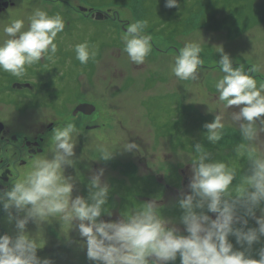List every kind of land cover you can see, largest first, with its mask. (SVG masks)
<instances>
[{
  "label": "rangeland",
  "instance_id": "obj_1",
  "mask_svg": "<svg viewBox=\"0 0 264 264\" xmlns=\"http://www.w3.org/2000/svg\"><path fill=\"white\" fill-rule=\"evenodd\" d=\"M56 3L70 13L68 18H63L62 42L69 45L72 53L68 58L45 57L28 66L27 74L35 78L37 89H41L36 97H31L41 108L31 115L45 116L46 121L64 122L67 118L69 123L70 116L74 115L73 105L81 99L95 105L96 111L90 118L101 125L86 130L79 123L77 133L73 134L75 154L70 158L74 165L64 166L69 172L63 173L64 176L78 183L80 196L88 197L92 178L103 170L100 183L109 189L104 206L109 211L100 217L103 221H107L106 217L117 218L116 211L125 218L139 211L144 203L153 202L166 227L186 236L181 222L184 210L179 200L191 193L192 161L197 156L195 145L201 144L211 154L210 161H223L235 170L236 179L228 190L232 196L240 193L245 186L244 176L251 174L249 158L264 155V131L258 133L257 140L249 147L242 140L240 122L232 119L239 107L226 108L215 89V83L224 75L217 64L222 54L229 56L233 67H242L249 73L258 87L264 84V0H177V6L172 8L165 7V0H57ZM69 3L108 12L114 18L87 17L79 10L74 12ZM37 9L54 14V11L48 12L43 0H26L14 10L11 19L1 17L0 27L22 19L21 31H26L29 18ZM137 20L147 21L144 34L152 37V51L141 65L132 63L123 51L126 26ZM82 42L96 51L95 58L84 65L74 52V47ZM189 42L200 44L204 63L197 79L183 81L172 74L171 68L179 49ZM253 68L257 71H252ZM216 115L222 117L225 127L222 139L211 144L205 138L204 125ZM83 116L86 115L78 114ZM176 117L180 120L176 128H171ZM256 123L261 127L259 121ZM58 127L64 126L59 123ZM52 131L47 135L46 146L54 147ZM79 137L83 138L81 144L77 141ZM135 139L149 143L147 155L138 151L139 144L131 151L123 150ZM168 139L171 140L168 142ZM159 141H164V145L157 146ZM241 143L246 145L245 150L235 151ZM101 147L113 152L110 159L99 158ZM85 167L89 179L78 180V169L83 172ZM262 210L264 201L253 209V216H247L245 209L237 206L236 215L247 220L245 231L258 228L256 218L264 215ZM195 211L211 219L217 215L208 212L206 207ZM26 226L32 229L34 225L29 220ZM233 227L242 225L237 222ZM228 240L234 251H244L252 259L258 260V253L264 248V236H259L250 248L237 244L231 234ZM62 249L58 264H71L75 259L88 261L80 245L74 246L71 252ZM94 264L100 262L94 261ZM167 264H180L179 254Z\"/></svg>",
  "mask_w": 264,
  "mask_h": 264
},
{
  "label": "clouds",
  "instance_id": "obj_2",
  "mask_svg": "<svg viewBox=\"0 0 264 264\" xmlns=\"http://www.w3.org/2000/svg\"><path fill=\"white\" fill-rule=\"evenodd\" d=\"M176 6L177 0H165V7ZM29 19L26 31H21L24 28L22 19L6 25L3 32L9 39L0 43V71L18 78L25 74L27 66L37 64L44 57L51 60L55 56L57 45L54 41L65 28L60 14L49 16L37 9ZM146 27V20H137L129 23L124 31L123 51L136 65L143 64L152 51V37L144 34ZM74 52L81 65L96 56V51L91 50L87 42L76 45ZM201 52L199 43H186L179 49L172 74L183 81L197 79L204 63ZM219 52L222 53V48ZM217 64L224 74L215 83L218 99L228 109L239 107L238 112H233L232 119L240 122L242 140L250 147L258 133L264 131V119H261L264 117V84L258 87L257 81L242 67H233L227 54H222ZM257 121L261 125L259 128ZM224 127L222 117L216 115L212 122L204 125L206 140L211 144L218 143ZM74 133L77 129L72 123L63 128L55 127L52 158L37 159L24 179L12 183L10 190L0 192L4 210L14 208L25 213L23 218L16 220L18 235L15 239L0 236V264H50L48 259L37 257L36 251L40 247L33 236L25 232V227L29 219L38 224L57 217L70 225V229H77L79 236L85 238L87 258L100 264H167L175 261L177 254L180 264H264V248L260 249L258 260L252 259L244 251H234L228 240L231 234L237 244H246L250 248L259 236H264V215L256 218L258 228L247 231L244 230L247 220L236 215L237 206H240L247 216H253V209L264 201V155L249 158L251 174L244 176L245 186L240 193L232 196L228 190L236 179L235 170L223 161H210L211 154L201 144L195 145L197 156L192 161L191 193L179 200V206L184 210L181 222L187 232L185 236L178 234L175 228L166 227V221L157 215L153 202L144 203L139 211L118 221L99 220L105 213L103 209L109 191L100 183L102 169L92 178L88 197L78 195L73 198V183L63 171L65 165H74L70 159L75 154ZM136 148L133 142L127 143L123 150ZM245 148L246 145L241 143L235 151ZM99 152L102 160L110 159L113 154L107 147H101ZM205 207L208 212L217 214L215 219L195 211ZM73 221L78 223L73 225ZM237 222L241 228L233 227Z\"/></svg>",
  "mask_w": 264,
  "mask_h": 264
},
{
  "label": "flooded vegetation",
  "instance_id": "obj_3",
  "mask_svg": "<svg viewBox=\"0 0 264 264\" xmlns=\"http://www.w3.org/2000/svg\"><path fill=\"white\" fill-rule=\"evenodd\" d=\"M25 1L26 0H0V25L2 24L1 17L11 19L14 10ZM43 1L46 7L49 8L48 12L54 11V14L51 12L49 15L60 14L64 19L70 16L69 10L63 9L61 4H57V0ZM68 5L74 12H78L79 10L87 17L91 14V10H86L84 12L85 8H79L77 4L69 3ZM6 25H8V22L5 23L3 27H0V43L9 39L3 32V28ZM58 34L59 35L54 41L57 45V52L53 59L60 55L64 58H68L72 53L71 49H68V44L62 42V32ZM27 73L28 66L26 67L25 74L19 78L12 76L10 73L0 71V192L10 190L12 183L24 179L33 168L34 162L37 159L44 157L49 159L52 158L51 149L53 147L46 146V138L49 132L59 126V123L61 126L72 123L76 126V129L80 123V126L86 130H93L101 127V125L94 123L90 118L92 113L84 114L83 112H76L73 116H70L71 122L69 123L67 118L64 122L57 121L56 119L46 121L45 116H36V114L31 115L32 113H37V111H35L37 108H41V105L31 100V97H36L41 89H37L35 78ZM85 102L86 101L80 99L73 105L72 110L79 104ZM78 114L86 116L78 117ZM175 124L176 122L172 121L170 127L176 128ZM169 140L171 139L167 141L169 142ZM77 141L81 144L83 143V138L79 137ZM133 142L139 144L138 151H143L147 155L149 143H144L141 139H135ZM164 143V141H159L157 146L164 145ZM157 146L153 147L157 148ZM84 159L88 164H92V161L88 158L85 157ZM133 165L137 168L135 163ZM78 172V180L85 179L86 181V179H89L86 167L83 172L81 169H78ZM63 173L69 172L64 168ZM71 182L73 183L72 196H80L78 183ZM85 198H87V196ZM108 211L109 210H104L105 213H102L101 218L107 214ZM10 214L12 216L11 220H9ZM116 214H118L117 218L113 217V219H110L112 218L110 217L108 219V217H106L107 221L105 222H109L108 220H113L112 222H115L123 219L120 211H116ZM24 215L25 213L23 211L17 212L14 208H10L6 211L3 209L2 203H0V236L8 235L12 239H15L18 235V229L15 226L16 220L23 218ZM101 218L99 220H103ZM29 220H31L34 226L32 229L26 226L25 232L33 236L37 241L40 248L37 249L36 255L40 260L48 259L50 263L58 264L63 252L62 247L66 248L65 251L71 252L74 246L80 245L86 252L85 238L80 237L79 234L77 235V229L75 227L70 229V225L63 223L59 217L38 224L32 219ZM77 223V221H73V225ZM87 260L88 261L85 262L84 260L78 261L75 259L71 264H94V261Z\"/></svg>",
  "mask_w": 264,
  "mask_h": 264
},
{
  "label": "water",
  "instance_id": "obj_4",
  "mask_svg": "<svg viewBox=\"0 0 264 264\" xmlns=\"http://www.w3.org/2000/svg\"><path fill=\"white\" fill-rule=\"evenodd\" d=\"M96 17H97V18H101L99 15L96 16ZM83 105H85V104H83ZM82 107H84V106H80L79 109L82 108ZM85 108H86L85 110H87L88 107L86 106ZM77 109H78V108H77ZM90 111H92V110H89V111H87V112H90Z\"/></svg>",
  "mask_w": 264,
  "mask_h": 264
}]
</instances>
